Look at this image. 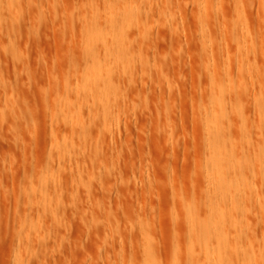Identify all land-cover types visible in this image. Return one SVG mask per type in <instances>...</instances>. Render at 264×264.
<instances>
[{
	"label": "rangeland",
	"instance_id": "rangeland-1",
	"mask_svg": "<svg viewBox=\"0 0 264 264\" xmlns=\"http://www.w3.org/2000/svg\"><path fill=\"white\" fill-rule=\"evenodd\" d=\"M120 1L133 16L109 37L106 0H0V264H188L210 154L261 167L239 244L264 264V0Z\"/></svg>",
	"mask_w": 264,
	"mask_h": 264
},
{
	"label": "bare ground",
	"instance_id": "bare-ground-1",
	"mask_svg": "<svg viewBox=\"0 0 264 264\" xmlns=\"http://www.w3.org/2000/svg\"><path fill=\"white\" fill-rule=\"evenodd\" d=\"M106 1L107 2H106V6H105V11H104L105 14H103L104 17L102 18L104 22L103 23H97V26L99 28L104 27L105 30L109 32L107 35H109V37H111L113 35L115 36L116 33H118V34L121 33L124 29H126L129 26L128 21L133 16V10L128 5V3L126 5H123V4H121V1L118 3L119 0H106ZM111 1L117 2V4L119 5L120 8L113 9V7H112L113 4L111 3ZM207 2H208V0H206V3ZM107 64H108V62H107ZM108 65H110V64H108ZM111 65H112V63H111ZM111 65L108 66V69L112 68ZM217 79H218L217 75L212 74L211 81L213 84H215V80H217ZM242 94H243L242 91H240V92L236 93V96L238 95L237 97L241 98ZM219 96H220V99H222V96L221 95H219ZM220 104L221 103H219V105ZM214 146L215 145H211L209 143L207 145V148L209 150L210 149L213 150ZM216 146H218V149L222 150L220 155L218 156V158H223V157L227 158L229 155L230 156L233 155L234 154L232 152V150H234L233 148L239 147L238 145L235 147L233 145V147H232L231 145H224V144L223 145H216ZM242 146H244V148H245V145H242ZM242 146H241V148H242ZM247 147H248V145H247ZM238 149L239 148H237V151L235 152V153H237L236 155H238L242 150L241 149L238 153ZM248 149L249 148H247L246 151L244 149L245 152L243 151L244 153L241 152V154H245ZM235 150H236V148H235ZM261 150H262V148H260L258 151L261 152V154L264 153V151L263 150L261 151ZM248 153H246V155H245L246 157H247V154L250 156L251 152H248ZM245 156L243 155V157H245ZM263 156H264V154H263ZM241 157H237V159L238 158L241 159ZM232 158L233 159H231V157H230L231 160L228 162L227 168H224V166L221 163H217V162L213 161L214 158H212V154H210L207 157L206 163L208 165V168H207L206 174H207V178L209 179V182L207 183V185H209V187H212V185H213V187L216 188L217 191L219 190V193L217 195H215L214 198L211 197L206 201L207 204H206V207L204 209L205 213H206L205 217L201 216L200 215L201 212H199V210H200L199 207L201 206V204L194 201L192 199V197H187V199H186V202H185V213H186L185 220L187 222L186 223L187 231H186V235L182 234L183 236H186V238L184 237L185 239L182 241L186 242L187 252L189 255L188 264H199V262L194 258L195 257L194 253H195V246L201 242L203 243V246H204L203 251L205 254V258H206V264H224V261L222 260L223 256L220 255L222 252L225 251V253H226L227 251H230V253L233 252L236 255V253H239L241 248L244 247L243 244L242 245H240L241 243L239 244L240 236L243 235V238H244V236L246 235L244 232V231H246V228L247 229L251 228L250 225H247L248 223H246L247 226L245 225V222H244L245 217H244V215H242L243 211L247 209V208H245V206L247 205V207H248V204L245 203V202L248 203V201H245V200H248V198L247 197L245 198V196H248L247 195V193H248L247 189H249V188L244 187V186H246L247 183L251 184V182L254 179L253 177L255 175L252 176L253 175V171L251 170L252 164H251V166H249V164H248L250 162L249 161L250 159L247 160V161H249L247 163L245 160H244V162H242L244 166H246L248 164V166L250 167V170L252 172L250 174L252 176V179L250 178L251 176L249 175L250 177L248 180V178H247L248 175L246 177L245 172L243 170L244 168H242L243 167L242 163L237 162L238 160L240 161V159L235 161L236 160L235 157H232ZM251 158H252V155H251ZM244 163H246V164H244ZM238 166H240L239 169L243 170V172H244V173L242 172L243 175L242 174L240 175V173H239L242 170H240L238 172V170H239L237 168ZM260 166H262V165L260 164ZM260 166H257V167H260ZM260 168L255 169V167H253L252 169L253 170L255 169L256 171L257 170L260 171ZM235 169L237 171H235ZM256 171H254V173ZM259 171H257V173ZM229 173L231 174V176H229ZM239 175L243 176V177L245 175V177L247 179L245 177L244 178L240 177ZM261 175L259 174V176H261ZM255 177H258V176H255ZM261 177H262V179H264L263 176H261ZM261 177H260V179H261ZM253 182H254V186H255V181H253ZM242 183L243 184L245 183V185L241 186ZM263 185H264V181H263ZM247 186H249V185H247ZM251 186L254 187L253 185H251ZM257 187L259 189V184ZM245 189L247 190V193H245ZM251 189H249V190H251ZM260 189H262V188H260ZM254 191H255V188H254ZM225 194L228 195L224 198V199H226L228 197V199L226 201H224V199H222ZM251 194H253V189H252ZM254 194H257V193H254ZM220 202H224V205H225V203H228L227 205L229 206V209L227 207V211L237 213L236 218L234 219L233 224H232L233 226L231 225L232 228H234L233 230H234L235 234H232V235H234L235 241L233 240L232 236L229 235L228 231H226L223 228L220 231V225L224 221V215H225V213H223V211H222L223 210L222 208H224V207L223 206L221 208L219 207ZM261 208H263V207L260 206V208H259L260 212L262 211ZM247 211L248 210H246L244 212H247ZM174 218L177 219V215ZM178 222H180V221H178ZM250 231H252V230H250ZM250 231H248V232L246 231L249 236L252 234ZM249 233H251V234H249ZM182 235L180 234V236H182ZM252 236L250 237V239L252 238ZM176 239H178V238H176ZM180 240H181V238H180ZM180 240L178 239V241H180ZM244 240H245V238H244ZM220 241H221V243H220ZM243 241H242V243H243ZM247 241H249V240H247ZM251 241L252 240H250V242ZM217 243H218V245H216ZM251 245L252 244H250V245L248 244L247 246L250 247ZM177 249L178 250H175L176 256H177V259H180L178 257L181 256V248L179 246H177ZM227 249H229V250H227ZM243 251L241 250V253H243L241 257L242 258L244 257L242 259V261L243 262L245 261L243 264H245V263L246 264H258V260L255 257L256 255H254L252 253H246V251L245 252H243ZM248 252H250V251H248ZM252 252L254 253V251H252ZM234 254H231V255H234ZM231 255H230V258H228V256H226V258L223 257L224 260L227 259L226 264H233V261L231 260ZM235 257L237 259V255ZM236 259H233V260H236Z\"/></svg>",
	"mask_w": 264,
	"mask_h": 264
}]
</instances>
